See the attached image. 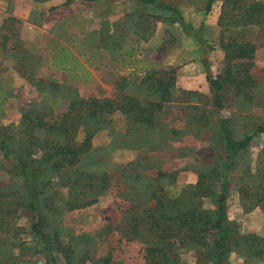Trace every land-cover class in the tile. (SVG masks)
Here are the masks:
<instances>
[{
  "label": "rangeland",
  "instance_id": "rangeland-1",
  "mask_svg": "<svg viewBox=\"0 0 264 264\" xmlns=\"http://www.w3.org/2000/svg\"><path fill=\"white\" fill-rule=\"evenodd\" d=\"M69 1L0 0V135L20 139L23 110L55 117L73 99L112 97L119 84L125 92L144 97L149 89L137 86L145 74L167 72L174 82L172 100L152 126L133 123L121 112L95 119L77 116L72 144L84 145L85 151L75 163L48 172L42 185L46 231L57 229L59 239L72 248L70 264H95L84 262L88 252L94 259L111 252L115 264H144L145 240L139 235H129V240L121 237L131 212L151 206L146 200L152 190L160 187L163 195L173 199L194 185L200 174L218 167L223 149L214 121H230L236 139L264 126V28L226 31L257 46L251 70L257 87L250 103L233 98L214 108L204 77L207 70L216 76L224 68L217 26L224 0H214L209 10L208 0H161L179 9L196 38L184 32L169 12L138 0ZM10 17L12 21L7 20ZM63 47L71 50L83 69L69 58L70 70L58 68ZM189 64L199 66L200 77L183 72ZM190 82L198 90L186 88ZM53 98L58 102L51 106ZM244 156L231 172L227 215L242 233L264 238V211H247L237 193L245 167L254 170L264 160V133L254 136ZM75 173L107 174L110 186L84 188L95 202L70 209L72 195L83 185L75 184ZM26 202L14 162L0 150V264H44L30 234L32 215ZM198 202L203 210L214 209L208 198ZM178 253L181 263H195L192 250ZM60 264L66 263L62 259ZM226 264L264 261L232 252Z\"/></svg>",
  "mask_w": 264,
  "mask_h": 264
},
{
  "label": "trees",
  "instance_id": "trees-1",
  "mask_svg": "<svg viewBox=\"0 0 264 264\" xmlns=\"http://www.w3.org/2000/svg\"><path fill=\"white\" fill-rule=\"evenodd\" d=\"M138 1L159 11L169 12L184 32L196 38L191 25L176 7L161 0ZM213 1L208 0L207 10ZM7 20L12 21L11 17ZM217 26L221 29L218 43L224 54V68L216 76H212L207 70L205 77L213 97V107H221L233 98H241L243 102L250 103L257 87V81L251 73L257 46L240 37L227 35L226 31L248 26L264 28V3L257 0H224ZM200 42L205 45L204 41ZM57 58L59 69L70 70L71 66L66 61L68 58L70 63H76L83 69L66 47L60 50ZM137 87L149 89V92L140 97L125 92V87L119 84L112 97L73 99L67 104V110L55 117L40 111L23 110L20 139L13 141L10 136L0 135V150L14 162L18 180L26 194V207L32 215L30 234L44 264H60L62 259L66 264L72 262V248L59 239L58 230L46 231L47 203L42 195V185L48 172L58 171L63 163H75L85 151L84 145L72 144L75 118L82 116L95 119L104 114L121 112L133 123L150 127L154 124L155 116L172 100L173 78L168 77V73L164 71H148ZM56 102L58 100L53 98L51 106ZM213 123L223 149L218 167L212 168L208 174H200L194 185H188L178 196H173V199L163 195L160 187L152 190L151 196L146 200L147 203H152L151 206L146 205L139 213L131 212L129 225L121 231L124 239L129 240V235H139L145 240L144 264H187L181 263L178 258V251L182 249L193 251L194 264H226L232 252L264 261V238L242 233L227 215L232 169L245 157L254 136L264 133V126L236 139L230 121L218 119ZM75 178V184L83 185L77 195H72L68 204L70 209L84 208L95 202L92 193L87 194L83 191L84 188H89L90 191L91 188L102 190L110 186L107 174L97 176L79 173ZM237 193L241 203L248 208L247 211L254 208L264 211V160L254 170L245 167L239 179ZM203 198L210 199L214 209L203 210L198 202ZM2 207L3 204L0 203V209ZM1 217L3 218L2 215ZM89 261L95 264H115L111 252L99 259H94L88 252L84 256V262Z\"/></svg>",
  "mask_w": 264,
  "mask_h": 264
},
{
  "label": "crops",
  "instance_id": "crops-1",
  "mask_svg": "<svg viewBox=\"0 0 264 264\" xmlns=\"http://www.w3.org/2000/svg\"><path fill=\"white\" fill-rule=\"evenodd\" d=\"M2 16V14H0V17ZM4 16V15H3ZM8 15H6V17H7ZM5 17V18H6ZM8 19V18H7ZM4 20V18L2 19V21ZM1 21V22H2ZM183 72L184 73H194V74H199V77H200V72H199V66L198 65H192V64H189L188 66L187 65H185L184 67H183ZM204 79H205V81H206V78L204 77ZM207 83V82H206ZM186 86H188V87H186V88H188V89H191V90H198V87L196 88L194 85H193V83H192V85H191V82L188 84H186ZM194 86V87H193ZM204 87H202V89H203Z\"/></svg>",
  "mask_w": 264,
  "mask_h": 264
}]
</instances>
